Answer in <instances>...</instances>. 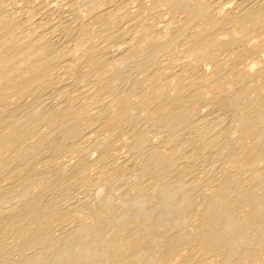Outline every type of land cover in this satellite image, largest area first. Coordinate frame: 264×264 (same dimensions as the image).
<instances>
[{
	"label": "bare ground",
	"instance_id": "bare-ground-1",
	"mask_svg": "<svg viewBox=\"0 0 264 264\" xmlns=\"http://www.w3.org/2000/svg\"><path fill=\"white\" fill-rule=\"evenodd\" d=\"M0 264H264V0H0Z\"/></svg>",
	"mask_w": 264,
	"mask_h": 264
}]
</instances>
